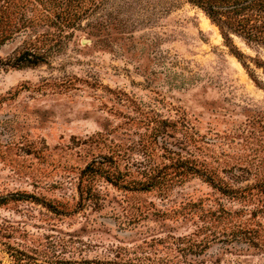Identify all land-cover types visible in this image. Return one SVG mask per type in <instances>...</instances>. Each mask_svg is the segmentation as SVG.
<instances>
[{"label": "rangeland", "instance_id": "374dc122", "mask_svg": "<svg viewBox=\"0 0 264 264\" xmlns=\"http://www.w3.org/2000/svg\"><path fill=\"white\" fill-rule=\"evenodd\" d=\"M31 1L0 24V264H264V84L219 26L188 0L24 26Z\"/></svg>", "mask_w": 264, "mask_h": 264}, {"label": "trees", "instance_id": "16d2710c", "mask_svg": "<svg viewBox=\"0 0 264 264\" xmlns=\"http://www.w3.org/2000/svg\"><path fill=\"white\" fill-rule=\"evenodd\" d=\"M5 3V16L0 19V24L9 27L14 26L15 9H26L31 0H3ZM42 7L37 15H28L25 11L21 19L25 24H34L36 21H48L51 24L61 25L67 23L75 25V23L86 16L94 8L105 3L106 0H36ZM199 6L209 16V18L219 26L225 44L230 48L231 52L239 59L243 66L247 69L255 82L263 87L264 82L257 75L256 69L264 71V60L260 57H251L243 52L234 42L233 34L243 37L249 44H257L264 46V0H188ZM66 7L64 8V6ZM2 7V6H1ZM63 8V9H61ZM10 33L8 37L12 36ZM7 37V38H8ZM5 38V39H7ZM38 47H28L23 50L13 63L9 65L14 68H24L30 66H38L45 63L48 54L37 51ZM253 65L255 67H253ZM264 88V87H263ZM92 166L87 167V170ZM107 179L119 184L120 177L111 173H107ZM147 188V187H144ZM6 199H0V203ZM100 264H111L100 263Z\"/></svg>", "mask_w": 264, "mask_h": 264}]
</instances>
